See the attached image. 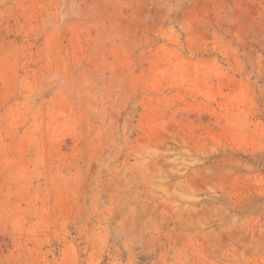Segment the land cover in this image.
I'll use <instances>...</instances> for the list:
<instances>
[{
  "label": "rangeland",
  "instance_id": "obj_1",
  "mask_svg": "<svg viewBox=\"0 0 264 264\" xmlns=\"http://www.w3.org/2000/svg\"><path fill=\"white\" fill-rule=\"evenodd\" d=\"M0 264H264V0H0Z\"/></svg>",
  "mask_w": 264,
  "mask_h": 264
}]
</instances>
